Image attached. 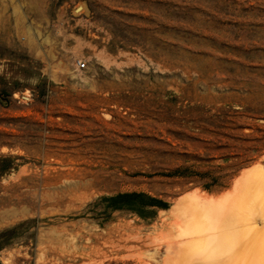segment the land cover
<instances>
[{
	"label": "rangeland",
	"instance_id": "374dc122",
	"mask_svg": "<svg viewBox=\"0 0 264 264\" xmlns=\"http://www.w3.org/2000/svg\"><path fill=\"white\" fill-rule=\"evenodd\" d=\"M256 164L264 0H0V264H205L225 228L264 243L259 204L233 200ZM122 193L168 208L108 209Z\"/></svg>",
	"mask_w": 264,
	"mask_h": 264
},
{
	"label": "bare ground",
	"instance_id": "6f19581e",
	"mask_svg": "<svg viewBox=\"0 0 264 264\" xmlns=\"http://www.w3.org/2000/svg\"><path fill=\"white\" fill-rule=\"evenodd\" d=\"M244 175H247V176H245V177H247V179H245V181H241L242 180V177L239 179L242 182V184L239 181V183L241 185L238 183L239 185L238 186L236 185L237 188H235V189H237L238 191H240V193L237 194L238 191L234 189L235 192H234V190H233V192L236 193L237 195H235L234 193H232L233 195H235V197L232 195L233 198H234L233 200H236L237 201V203L234 201L237 206H238V204H242V203H247V204L249 202L251 204H252V202L253 203H258L259 206H260V210L258 209V212L260 211V213H259L261 215L260 217L262 219H264V169L261 166H259L258 164H256L253 167L245 170ZM235 183H237V181ZM236 186H234V187H236ZM227 196L231 197V195H228V194H227ZM231 199H232V197H231ZM201 202L204 203L203 201H201ZM215 202H217V201H215ZM215 202L212 201V203H214V205H216ZM251 207L252 206H250V208ZM236 208H238V207H236ZM236 208H235L234 211L231 210V211H228L227 212V218L228 219H229V217H232V218L234 217V215L236 214ZM245 208H247V207H245ZM250 208H249V210L251 211ZM243 210H244V208H243ZM243 210H242V212H243ZM258 212H256V213L258 214ZM259 214H258V218H259ZM220 215H222V214H220ZM242 215H243V213H242ZM249 215L251 216L252 214H249ZM248 216H246V218ZM255 216H256V214H255ZM242 219L243 218H241V220ZM250 219H252V218H250ZM241 220H240V223H242ZM254 220H255V217H254ZM250 222H251V220H250ZM248 224H249V222H248ZM248 224H246V227H247ZM251 224H252V222H251ZM251 224L249 226H251ZM262 225L264 226V223ZM239 226H241V224ZM241 227H243V226H241ZM241 227H237V228H240L241 230L238 229V231L235 232V234L236 233L237 234H241V237L244 236V235H247L249 233V231H250L249 236H253V234L258 233L260 231H263L262 228H264V227L261 228L260 226L258 227V226L255 225V226H253L252 229L250 227H248L250 229H246L245 226H244L243 228L245 230H242ZM228 232H231V233L228 234ZM232 232L234 233V230H231V228H225L220 233L219 237L214 238L211 241L209 240L208 243H206L207 249L206 248L204 249L205 252H206V254L204 253L205 256L202 258V260H204L205 264H213V263H217V264H264V249H263L264 246L262 245L263 242L262 243L261 242H256L255 241V238L253 239L251 237L250 238L248 237V239H247L246 236H245V238L247 240H245L244 237L243 238H240L239 237L240 239L238 238V241H237V239H233L234 236L232 235L233 234ZM259 234H260V236L262 235L261 236V239L263 240L264 239L263 238L264 231H263L262 234L261 233H259ZM204 247H206V246H204ZM166 256H167V254H166ZM198 260L199 259H197L196 261H198ZM193 262H195V261L193 260Z\"/></svg>",
	"mask_w": 264,
	"mask_h": 264
},
{
	"label": "trees",
	"instance_id": "16d2710c",
	"mask_svg": "<svg viewBox=\"0 0 264 264\" xmlns=\"http://www.w3.org/2000/svg\"><path fill=\"white\" fill-rule=\"evenodd\" d=\"M110 210L128 209L138 211L137 208L157 207L167 209L168 206L161 200L152 198L144 193H122L104 199Z\"/></svg>",
	"mask_w": 264,
	"mask_h": 264
},
{
	"label": "built area",
	"instance_id": "2783aa9c",
	"mask_svg": "<svg viewBox=\"0 0 264 264\" xmlns=\"http://www.w3.org/2000/svg\"><path fill=\"white\" fill-rule=\"evenodd\" d=\"M77 67H78V68H84V64L79 62V63L77 64Z\"/></svg>",
	"mask_w": 264,
	"mask_h": 264
}]
</instances>
